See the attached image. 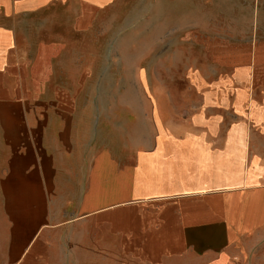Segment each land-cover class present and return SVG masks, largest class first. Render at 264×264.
Returning a JSON list of instances; mask_svg holds the SVG:
<instances>
[{"label":"crops","instance_id":"1","mask_svg":"<svg viewBox=\"0 0 264 264\" xmlns=\"http://www.w3.org/2000/svg\"><path fill=\"white\" fill-rule=\"evenodd\" d=\"M139 2L0 0V264H264L259 5L154 0L115 99Z\"/></svg>","mask_w":264,"mask_h":264},{"label":"rangeland","instance_id":"2","mask_svg":"<svg viewBox=\"0 0 264 264\" xmlns=\"http://www.w3.org/2000/svg\"><path fill=\"white\" fill-rule=\"evenodd\" d=\"M252 0H233L234 4L239 6L238 19L240 26L237 28H233V30L240 31V36L246 31L245 28H242V22L246 21L247 18L250 17V13L245 11L246 4L251 3ZM255 3H258L259 11L256 12V36L264 42V0H254ZM175 3H179L175 1ZM244 7V8H242ZM120 18L126 21V34L125 40L121 43H117L113 45L112 43V51L125 52L126 53V66L123 68L124 78L126 80V91L123 92L119 85H117L116 92L112 93L115 95V99H123L126 98L128 100L132 99H141L143 98L139 91H137L136 87V71L138 68L134 66L135 63L140 64V62H145L148 64V72L154 73L153 66L150 65L151 62L154 61V56L151 54L154 53V19H156V12H154V0H142L134 5L132 11L127 13H119ZM160 15V12L157 13ZM168 13H164V18ZM172 17H191L192 14L194 17H198L199 12H185L180 10L179 12L176 10H172L169 13ZM204 14V13H202ZM216 14L219 15L218 12L208 11L206 12L207 18H213ZM229 17V16H228ZM161 19V17H159ZM122 30V28H116L113 30L115 34ZM212 30V29H211ZM218 30H224L218 29ZM158 33V32H157ZM264 47V44H263ZM120 50V51H119ZM115 71V79H119L117 68H113ZM140 71L139 73H141ZM123 77L121 76V79ZM118 83V82H117ZM144 97H145V93ZM147 98H151L147 95ZM146 98V97H145Z\"/></svg>","mask_w":264,"mask_h":264}]
</instances>
